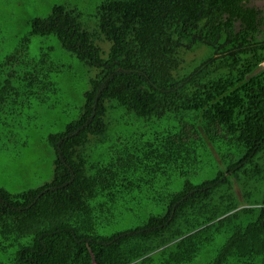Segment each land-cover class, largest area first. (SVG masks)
I'll return each mask as SVG.
<instances>
[{"label": "trees", "instance_id": "trees-1", "mask_svg": "<svg viewBox=\"0 0 264 264\" xmlns=\"http://www.w3.org/2000/svg\"><path fill=\"white\" fill-rule=\"evenodd\" d=\"M263 2L102 0L92 29L66 5L32 19L30 35L97 74L78 119L47 138L53 180L0 188V264H264ZM29 43L2 62L0 117L55 90ZM120 216L138 225L113 231Z\"/></svg>", "mask_w": 264, "mask_h": 264}, {"label": "rangeland", "instance_id": "rangeland-1", "mask_svg": "<svg viewBox=\"0 0 264 264\" xmlns=\"http://www.w3.org/2000/svg\"><path fill=\"white\" fill-rule=\"evenodd\" d=\"M101 1L0 0V77H4L6 72L4 67H1L2 62L6 56L20 47L22 39L26 37L30 38L26 59L32 62L45 60L56 67L50 75V79L55 83L54 91L46 92V98H43L42 94L38 98L35 95L31 96L24 103L28 107L22 110L19 116L14 113L12 116L0 117V188L11 194L35 190L53 180L55 153L49 146L47 138L51 134L64 131L68 123L78 119L84 104V94L89 89V81L97 74V70L88 68L75 56L66 52L55 37L30 35V22L34 18L47 17L54 5H66L81 13V22L85 27L92 29L97 24V7ZM262 5L264 6V2ZM109 47L108 44V50ZM207 53L209 50L203 48L199 52L187 55L186 61L191 64L207 56ZM28 102L31 103L30 106ZM173 124L165 123L161 128ZM133 129L128 127L126 134H131ZM110 152L111 146H107L105 158ZM210 169L211 167L205 168L204 178H211L214 175L215 169ZM201 180L202 178H198L193 182ZM254 184L259 186L262 193L264 192V182ZM181 186L182 183L179 182L171 187L173 190H179ZM261 196L263 194L256 193L254 199L260 200ZM152 212L163 214L164 204L152 206ZM119 218H123L122 224L113 226V231L138 225L137 220L131 221L122 216Z\"/></svg>", "mask_w": 264, "mask_h": 264}]
</instances>
